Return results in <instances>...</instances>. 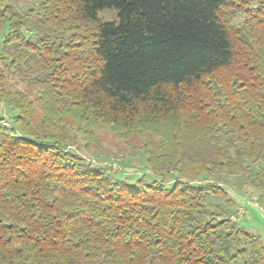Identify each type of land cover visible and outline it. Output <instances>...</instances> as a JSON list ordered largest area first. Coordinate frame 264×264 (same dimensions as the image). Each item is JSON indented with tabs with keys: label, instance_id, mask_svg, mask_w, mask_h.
Listing matches in <instances>:
<instances>
[{
	"label": "trees",
	"instance_id": "trees-1",
	"mask_svg": "<svg viewBox=\"0 0 264 264\" xmlns=\"http://www.w3.org/2000/svg\"><path fill=\"white\" fill-rule=\"evenodd\" d=\"M19 1L0 0V264H264L209 203H235L221 175L264 190V0ZM96 122L157 135L153 178L66 148Z\"/></svg>",
	"mask_w": 264,
	"mask_h": 264
},
{
	"label": "rangeland",
	"instance_id": "rangeland-1",
	"mask_svg": "<svg viewBox=\"0 0 264 264\" xmlns=\"http://www.w3.org/2000/svg\"><path fill=\"white\" fill-rule=\"evenodd\" d=\"M39 1L34 0L35 3ZM18 5L22 9L26 8V3L23 0H20ZM242 17L243 15L239 17V20ZM98 20H117L116 10L113 8L101 9L98 11ZM20 87L24 88L25 86L20 84ZM12 112L7 105L0 103V125L8 126L9 116L13 114ZM74 133L75 143L67 145L66 148L74 150L86 162L105 166L103 169H106L114 177H127L129 181L143 173L147 174L148 180L153 178L145 164L142 147L146 142L153 146L157 145L160 140L157 135L148 131L133 133H127L124 130L117 131L102 122H96L92 126L90 138L86 137L81 130H75ZM262 163L263 161L257 163V167ZM171 178V174L165 176L167 182ZM217 182L227 188V198H233L235 203L229 205L222 196L210 197L209 203L212 210L215 213H219L220 208L228 210L231 220L250 232L260 234L264 241V190L255 186L249 177L239 173L221 175L217 177Z\"/></svg>",
	"mask_w": 264,
	"mask_h": 264
},
{
	"label": "built area",
	"instance_id": "built-area-1",
	"mask_svg": "<svg viewBox=\"0 0 264 264\" xmlns=\"http://www.w3.org/2000/svg\"><path fill=\"white\" fill-rule=\"evenodd\" d=\"M8 125V124H7Z\"/></svg>",
	"mask_w": 264,
	"mask_h": 264
}]
</instances>
